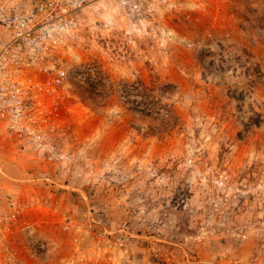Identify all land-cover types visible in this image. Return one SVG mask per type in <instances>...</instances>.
I'll return each mask as SVG.
<instances>
[{
  "label": "rangeland",
  "instance_id": "obj_1",
  "mask_svg": "<svg viewBox=\"0 0 264 264\" xmlns=\"http://www.w3.org/2000/svg\"><path fill=\"white\" fill-rule=\"evenodd\" d=\"M167 1L85 9L35 90L57 148L0 139V264H264V0Z\"/></svg>",
  "mask_w": 264,
  "mask_h": 264
},
{
  "label": "built area",
  "instance_id": "obj_2",
  "mask_svg": "<svg viewBox=\"0 0 264 264\" xmlns=\"http://www.w3.org/2000/svg\"><path fill=\"white\" fill-rule=\"evenodd\" d=\"M97 1L0 0V139L32 136L33 141L40 140L42 150L57 148L42 141L47 134L39 133L35 90L46 87L52 92L51 87L56 90L69 78V70L56 58L57 52L71 48L82 37V14ZM115 1L133 16L168 2ZM0 172L4 173L1 164ZM16 210L12 194L0 184L1 234L11 227Z\"/></svg>",
  "mask_w": 264,
  "mask_h": 264
},
{
  "label": "trees",
  "instance_id": "obj_3",
  "mask_svg": "<svg viewBox=\"0 0 264 264\" xmlns=\"http://www.w3.org/2000/svg\"><path fill=\"white\" fill-rule=\"evenodd\" d=\"M129 86V85H128ZM132 86V85H131ZM130 87V86H129ZM130 88L127 89V93L129 94ZM142 99L139 100L142 103V107L138 110H140L141 113L145 115H151L153 113H158L161 109L159 107L160 99L153 94V89L147 87L142 83V89H141ZM138 108V105H136ZM170 113L169 111L167 112Z\"/></svg>",
  "mask_w": 264,
  "mask_h": 264
},
{
  "label": "bare ground",
  "instance_id": "obj_4",
  "mask_svg": "<svg viewBox=\"0 0 264 264\" xmlns=\"http://www.w3.org/2000/svg\"><path fill=\"white\" fill-rule=\"evenodd\" d=\"M102 1H104V0H99V1L95 2L94 5L96 4V6H97V3H101ZM107 15H110V13H108Z\"/></svg>",
  "mask_w": 264,
  "mask_h": 264
}]
</instances>
